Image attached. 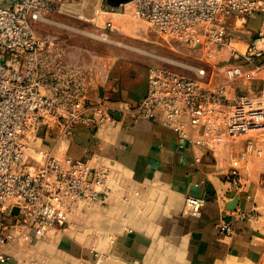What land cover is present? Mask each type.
Wrapping results in <instances>:
<instances>
[{
    "label": "built area",
    "instance_id": "1",
    "mask_svg": "<svg viewBox=\"0 0 264 264\" xmlns=\"http://www.w3.org/2000/svg\"><path fill=\"white\" fill-rule=\"evenodd\" d=\"M85 1L0 0V263L9 260L4 248L23 237L39 238L53 229L65 230L66 224L70 228L81 207L96 204L106 195L108 167L92 166L86 159L59 158L53 149L36 145L55 126L59 138H67L79 125L104 126L116 112L88 100L91 78L66 61L84 49L55 34L38 35L34 26L66 28L51 16ZM102 2L109 6L107 0ZM127 4L133 5L138 21L186 49L201 50L208 61L219 57L227 40L225 16L259 17L260 28L242 59L247 65L258 62L257 70L264 65V0H131L118 7ZM104 24L112 26L110 21ZM102 40H108L104 34ZM194 72L198 78L163 66L149 67L146 94L128 113L154 121L190 143L196 134L198 144L209 151L224 142L227 132L264 136V87L255 95L230 101L226 83L205 88L200 84L204 70ZM225 74L227 82L251 78L239 65L227 68ZM252 152L250 144L245 154ZM227 179L233 189L240 188L237 169H231ZM205 202L204 197L186 198L193 218L201 217ZM11 217L13 221H5ZM237 217L250 221L255 216L242 212ZM215 228L223 235L234 233L227 223Z\"/></svg>",
    "mask_w": 264,
    "mask_h": 264
},
{
    "label": "crops",
    "instance_id": "2",
    "mask_svg": "<svg viewBox=\"0 0 264 264\" xmlns=\"http://www.w3.org/2000/svg\"><path fill=\"white\" fill-rule=\"evenodd\" d=\"M222 21L227 40L219 57L201 68L200 84L216 88L226 83L230 101L255 95L264 87V65L257 70L258 62L247 65L242 55L260 18L227 15ZM47 34L82 48L70 34ZM86 51L66 61L91 78L88 100L116 112L104 126L79 125L67 138L60 139L55 126L36 145L53 149L59 158L108 167L106 195L81 207L70 228L66 224L65 230L39 238L23 237L4 248L9 260L0 264H264V136L227 132L224 142L209 151L196 134L190 143L154 121L135 119L127 109L146 94L148 69L140 76L122 75L112 58ZM238 65L251 78L227 82L226 69ZM250 144L253 152L246 155ZM231 169L239 173L237 190L227 179ZM187 197L206 199L200 218L190 215ZM242 212L255 217L240 220ZM218 223L231 225L233 235L220 234Z\"/></svg>",
    "mask_w": 264,
    "mask_h": 264
},
{
    "label": "rangeland",
    "instance_id": "3",
    "mask_svg": "<svg viewBox=\"0 0 264 264\" xmlns=\"http://www.w3.org/2000/svg\"><path fill=\"white\" fill-rule=\"evenodd\" d=\"M51 18L66 28L35 23L38 35L47 34V30L70 34L67 37L78 42L82 49L89 50L90 55L102 59L112 58L122 75L134 73L140 76L149 67L163 66L195 79V69L204 68L216 60L208 61L201 50L186 49L149 24L138 21L133 16L132 4L111 10L102 0H86L85 3L72 5L64 13ZM107 21L112 24L110 28L104 24ZM69 27L76 28L81 33L74 32ZM103 34L107 41L102 40Z\"/></svg>",
    "mask_w": 264,
    "mask_h": 264
},
{
    "label": "water",
    "instance_id": "4",
    "mask_svg": "<svg viewBox=\"0 0 264 264\" xmlns=\"http://www.w3.org/2000/svg\"><path fill=\"white\" fill-rule=\"evenodd\" d=\"M128 1L131 0H107V3L109 6L113 8H117L120 4L127 3ZM17 213V209H13V214L15 215Z\"/></svg>",
    "mask_w": 264,
    "mask_h": 264
}]
</instances>
